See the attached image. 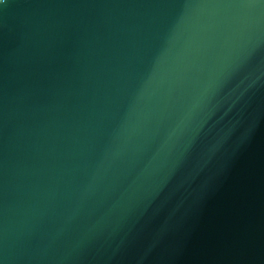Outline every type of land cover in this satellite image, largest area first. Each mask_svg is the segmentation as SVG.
Segmentation results:
<instances>
[{
  "label": "water",
  "instance_id": "1",
  "mask_svg": "<svg viewBox=\"0 0 264 264\" xmlns=\"http://www.w3.org/2000/svg\"><path fill=\"white\" fill-rule=\"evenodd\" d=\"M0 264H264V0L0 3Z\"/></svg>",
  "mask_w": 264,
  "mask_h": 264
},
{
  "label": "clouds",
  "instance_id": "2",
  "mask_svg": "<svg viewBox=\"0 0 264 264\" xmlns=\"http://www.w3.org/2000/svg\"><path fill=\"white\" fill-rule=\"evenodd\" d=\"M0 3H7V0H0Z\"/></svg>",
  "mask_w": 264,
  "mask_h": 264
}]
</instances>
